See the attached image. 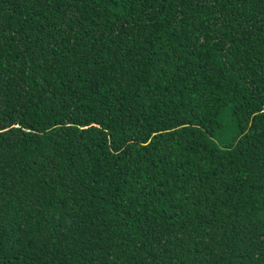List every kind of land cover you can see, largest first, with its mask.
Returning <instances> with one entry per match:
<instances>
[{"label":"trees","instance_id":"trees-1","mask_svg":"<svg viewBox=\"0 0 264 264\" xmlns=\"http://www.w3.org/2000/svg\"><path fill=\"white\" fill-rule=\"evenodd\" d=\"M0 264H264V0H0Z\"/></svg>","mask_w":264,"mask_h":264}]
</instances>
